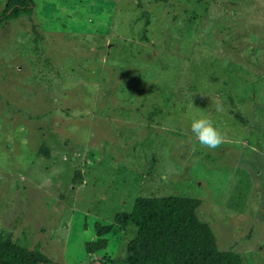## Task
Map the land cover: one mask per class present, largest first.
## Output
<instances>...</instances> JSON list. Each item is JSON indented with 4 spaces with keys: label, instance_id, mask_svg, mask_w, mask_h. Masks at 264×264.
I'll use <instances>...</instances> for the list:
<instances>
[{
    "label": "rangeland",
    "instance_id": "rangeland-1",
    "mask_svg": "<svg viewBox=\"0 0 264 264\" xmlns=\"http://www.w3.org/2000/svg\"><path fill=\"white\" fill-rule=\"evenodd\" d=\"M32 1L0 23V241L120 264L135 227L114 214L188 196L218 250L264 264V0Z\"/></svg>",
    "mask_w": 264,
    "mask_h": 264
},
{
    "label": "trees",
    "instance_id": "trees-1",
    "mask_svg": "<svg viewBox=\"0 0 264 264\" xmlns=\"http://www.w3.org/2000/svg\"><path fill=\"white\" fill-rule=\"evenodd\" d=\"M32 0H6L0 23L32 12ZM40 153L47 155L46 149ZM200 199L188 196H136L128 211H118L113 222L131 224L135 232L126 243L125 259L120 264H245L240 254L217 249L215 236L195 209ZM112 223L93 224L95 238L84 242L86 254L105 248V235ZM0 264H57L38 248H26L9 239L0 241ZM89 264H117L105 259Z\"/></svg>",
    "mask_w": 264,
    "mask_h": 264
},
{
    "label": "clouds",
    "instance_id": "clouds-1",
    "mask_svg": "<svg viewBox=\"0 0 264 264\" xmlns=\"http://www.w3.org/2000/svg\"><path fill=\"white\" fill-rule=\"evenodd\" d=\"M219 103L217 110H220ZM191 132L201 146L209 149L218 148L225 139L224 133L219 130L214 121L206 115L194 116L191 123ZM172 170L169 169V172ZM161 179L166 180L167 174L162 175Z\"/></svg>",
    "mask_w": 264,
    "mask_h": 264
}]
</instances>
